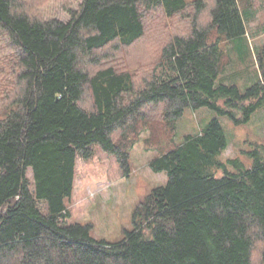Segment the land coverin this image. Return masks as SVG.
Segmentation results:
<instances>
[{"label":"trees","instance_id":"1","mask_svg":"<svg viewBox=\"0 0 264 264\" xmlns=\"http://www.w3.org/2000/svg\"><path fill=\"white\" fill-rule=\"evenodd\" d=\"M25 3L0 0V43L13 50L0 72L10 100L0 107V264H264V145L246 153L250 166L223 162L218 118L151 162L168 182L140 204L121 240L67 222L78 157L91 159L99 145L129 177L131 130L145 112L172 124L207 107L240 126L264 107V51L259 78L244 90L223 68L220 44L247 36L238 0H81L67 21L32 16ZM188 10L189 30L172 34L141 81L101 67L99 54L139 42L155 12L173 19Z\"/></svg>","mask_w":264,"mask_h":264},{"label":"rangeland","instance_id":"2","mask_svg":"<svg viewBox=\"0 0 264 264\" xmlns=\"http://www.w3.org/2000/svg\"><path fill=\"white\" fill-rule=\"evenodd\" d=\"M80 3L81 0H26L25 8L37 18L67 21L70 18L69 10L77 9ZM238 3L244 16L247 36L243 40L222 42L220 48L225 76L233 79V75L237 74L233 82L244 90L259 78L257 55L264 51V0H238ZM185 15L188 17L168 19L160 12H155L151 19L146 20V34L139 42L118 50L110 47L99 54L101 67L115 65L117 68H126L134 74L136 82L141 81L156 65L159 50L172 34L189 30L193 10H188ZM200 22L207 26L209 16L203 13ZM12 51L8 44L3 41L0 43V72L11 68L12 65L8 64L13 57ZM95 69L93 67L91 71ZM9 78L5 74L2 80ZM4 91L5 87L0 86V107L10 101L2 97ZM84 100L85 105H91L89 95ZM215 118L219 119L228 142L219 159L227 162L228 159L240 158L246 166H250L251 159L246 153L253 151L255 144L264 145V107L253 115L248 124L240 126L207 107L197 110L188 108L172 124L161 119L160 111L145 112V118L138 120L133 126L134 130H131L136 143L131 150L129 177L123 175L116 156L104 152L99 145L94 146L95 155L91 159L78 157L74 193L66 200L70 211L68 224L92 225V236L98 240H121L126 230L133 229L134 213L140 204L154 188L165 186L168 182L167 173L155 172L151 162L182 145L187 136L200 135ZM216 173L219 176L222 174L221 171ZM27 176L32 180V170L28 171ZM40 205L43 211H48L46 202Z\"/></svg>","mask_w":264,"mask_h":264}]
</instances>
